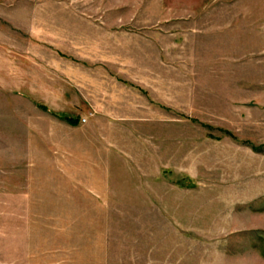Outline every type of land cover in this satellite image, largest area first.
Returning <instances> with one entry per match:
<instances>
[{"label": "rangeland", "instance_id": "rangeland-1", "mask_svg": "<svg viewBox=\"0 0 264 264\" xmlns=\"http://www.w3.org/2000/svg\"><path fill=\"white\" fill-rule=\"evenodd\" d=\"M0 264H264V0H0Z\"/></svg>", "mask_w": 264, "mask_h": 264}]
</instances>
